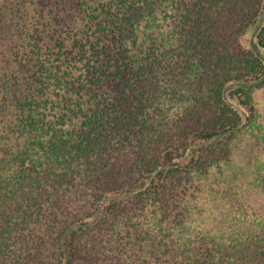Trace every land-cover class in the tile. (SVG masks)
Returning <instances> with one entry per match:
<instances>
[{
  "label": "trees",
  "instance_id": "16d2710c",
  "mask_svg": "<svg viewBox=\"0 0 264 264\" xmlns=\"http://www.w3.org/2000/svg\"><path fill=\"white\" fill-rule=\"evenodd\" d=\"M263 14L264 0H0V264H74L106 227L137 263L264 264V219L217 232L191 217L254 117L264 21L261 55L240 36Z\"/></svg>",
  "mask_w": 264,
  "mask_h": 264
},
{
  "label": "rangeland",
  "instance_id": "374dc122",
  "mask_svg": "<svg viewBox=\"0 0 264 264\" xmlns=\"http://www.w3.org/2000/svg\"><path fill=\"white\" fill-rule=\"evenodd\" d=\"M252 34H241L244 47H250ZM253 97L254 117L232 141L229 164H224L221 170L213 169L200 183L204 187L197 193V206L191 216L194 225L219 232L264 219V84L254 88ZM119 227L126 232L122 224ZM107 228L94 233L103 237L96 251L91 256L80 253L74 264H142L133 257L126 236H111Z\"/></svg>",
  "mask_w": 264,
  "mask_h": 264
},
{
  "label": "water",
  "instance_id": "95a60500",
  "mask_svg": "<svg viewBox=\"0 0 264 264\" xmlns=\"http://www.w3.org/2000/svg\"><path fill=\"white\" fill-rule=\"evenodd\" d=\"M263 21H264V14H263V16L260 18V20H259V22H258V24H257V27H256V29H255V31L253 32L252 37H251V43H252V45H254V46L256 47V51H257V53H258L259 55H261V53H260V50L257 48L256 44L254 43V37H255V34H256L257 30H258L259 27L262 25Z\"/></svg>",
  "mask_w": 264,
  "mask_h": 264
}]
</instances>
